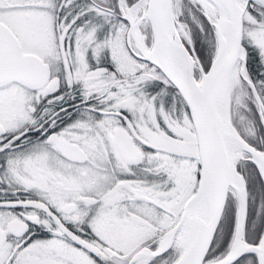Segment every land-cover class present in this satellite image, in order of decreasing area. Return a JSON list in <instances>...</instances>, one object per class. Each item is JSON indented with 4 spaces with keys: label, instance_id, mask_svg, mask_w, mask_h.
Masks as SVG:
<instances>
[{
    "label": "flooded vegetation",
    "instance_id": "obj_1",
    "mask_svg": "<svg viewBox=\"0 0 264 264\" xmlns=\"http://www.w3.org/2000/svg\"><path fill=\"white\" fill-rule=\"evenodd\" d=\"M257 5L249 1L244 14L261 22L264 32V5ZM118 9V0H0V23L13 31L24 53L37 57L39 63L33 68L40 71V79L31 83H41L34 88L17 81L0 85L2 115L12 96L11 86L25 93L15 120L0 118V257L6 258L2 264L32 256L49 243L84 253L94 264H172L180 255L177 234L189 197V180L183 178L182 168L188 160L195 163L192 194L201 165L186 103L156 66L134 53L131 38L128 62H116L107 47L96 54L97 60L91 48L86 55L89 63L85 56L84 64L78 60L77 30L115 15ZM122 20L126 40L129 23ZM105 24L96 39L107 41L110 31ZM49 27L52 34L44 36ZM143 28L150 45L147 22ZM246 52L264 57V49L260 54L254 48ZM139 61L148 65L141 68ZM148 66L165 80L154 79L145 70ZM44 70H48L46 78ZM256 115L261 119L264 112ZM259 125L247 133L237 129L264 152V127ZM189 133L195 138L193 153L188 152L190 143H184ZM31 163L38 164L40 171ZM236 168L246 187L243 237L258 245L264 235V176L246 152ZM60 172L76 178L63 194L54 185L55 180H64ZM239 216V201L231 190L205 263L221 260L230 250ZM178 224V232L164 244ZM160 245L161 253L153 255ZM258 258L264 255L246 252L229 264H259Z\"/></svg>",
    "mask_w": 264,
    "mask_h": 264
},
{
    "label": "water",
    "instance_id": "obj_2",
    "mask_svg": "<svg viewBox=\"0 0 264 264\" xmlns=\"http://www.w3.org/2000/svg\"><path fill=\"white\" fill-rule=\"evenodd\" d=\"M118 1L121 5L124 2V0ZM209 1L213 4L217 1L223 2L230 10L231 45L227 51L228 44L219 26L210 19L209 15H206L215 37V51L206 69L194 49L191 46L187 47L180 34L172 30V20H175L173 0H136L125 9L120 7L122 17L129 23L127 37L134 42L137 50L134 53L156 66L177 89L187 105L196 135L201 164L200 176L197 189L188 199L187 205L199 191L203 192L204 216L203 219H197L194 222L191 240L186 248L183 247L179 257L172 264H229L246 252L264 255V235L258 245L247 243L243 237L246 187L243 175L231 160L229 146L234 142L242 152L248 153L263 176L261 165H264V152L255 148L238 132L232 122L230 111L228 118L224 120L218 104L219 93L226 85L242 53L244 54L242 63L246 70V50L242 43L243 15L246 5L249 1L264 5V0H245L243 5L237 1ZM134 5H143L140 21L130 16V9ZM142 21L149 25L150 45L147 44L140 30L139 25ZM0 40L4 41L0 44V85L17 81L33 88L40 86V81L36 84L31 83L40 79V71L33 68L39 63L37 57L24 53L13 31L3 23H0ZM43 74L46 78L48 70H44ZM243 80L253 89L247 75ZM259 105H261L260 101ZM261 124L264 127V116H261ZM236 173L241 177L240 187L234 183ZM231 190L236 194L240 206V216L231 248L221 260L205 263L204 258L213 241ZM183 219L184 214L181 221ZM179 225H176L175 230ZM76 240L95 254L98 253L95 247ZM157 253L161 252L155 251L153 255ZM258 260L259 264H264V258H258Z\"/></svg>",
    "mask_w": 264,
    "mask_h": 264
},
{
    "label": "rangeland",
    "instance_id": "obj_3",
    "mask_svg": "<svg viewBox=\"0 0 264 264\" xmlns=\"http://www.w3.org/2000/svg\"><path fill=\"white\" fill-rule=\"evenodd\" d=\"M135 1L136 0H130V2L127 3L126 0H124L123 2L124 5L122 4V6L121 3L118 1V5H119V9L117 10L118 15H121L120 7L122 9H125L126 6H130ZM254 3H256V5L258 4L257 5L258 8H260L263 5L260 2H256V1H254ZM172 4H173V13L175 17V22L183 42L187 45V47L191 46L194 49L196 55L199 56V58L204 63H208L211 56L214 53L215 37L213 33V28L209 24L206 18V15L208 16V14L205 5L201 0H173ZM63 9L64 7L61 8V10ZM142 9H143V5H140L138 11L139 17L141 16ZM94 11H95L94 14L99 15L100 11L98 9H95ZM117 13L115 11L114 12L115 15H111L113 13L108 14L109 16L106 19L105 17L102 18L100 16L101 19L99 23H94V24L92 23L88 25L86 29L81 28V31L77 30L78 33L76 36L77 48L79 49V52L86 53L84 55L78 52L79 54L78 60H80L82 64L86 62V60H84V56L87 59L86 55L88 54L89 48H91L92 54L94 56L93 60H97L96 54H99L101 52L100 49H102V47L109 48L114 53L113 57L115 58V61L119 62V64L130 61L131 58H129L130 56L128 55L127 52L128 51L127 46H129L128 45L129 38L126 37L125 40L124 33L122 34L124 29L123 28L124 23L121 16L119 18L116 16ZM32 14H36V13L32 12ZM117 19H119V21ZM210 19L213 20V18L211 17ZM29 20H31V18H29ZM105 22L107 23V25H109L106 31H110V32H108L109 37L107 36L108 38L107 41H104L106 38L102 41L100 37L99 39H96L97 38L96 36L97 34L98 36H100V32H103L105 30V25H106ZM144 25H145V21H142L139 27L141 32L144 34L146 40V35L143 31ZM261 27H262L261 22L259 21L257 22L252 15L250 14L243 15L242 43L246 51H248L246 48L247 45H249L250 48L251 47L254 48L259 54H260V50L264 49V32L263 29H261ZM141 28H143V30ZM118 29L120 33L118 32ZM43 32H44V36L51 35L52 34L51 27H49V29L47 30V35H45L46 32L44 30ZM74 32H76V30H74ZM23 34H26V32L24 31ZM49 40H51V48L54 51V47H55L54 38L51 36ZM33 48L34 49L37 48L35 42ZM43 49H46V46H43ZM249 57H250L249 54H247L246 52V71H247L246 74L250 79V81L252 82L253 89L243 80L244 77L243 75H241L238 82L231 87V90L229 92L230 94H229V106H228L229 111L231 112V119L235 128L240 129L244 133L249 132V130H251L252 127L260 128L259 123L261 121L259 122V120L261 119L257 117L256 111H259V113L264 112V93H263L264 80L262 79L263 73L262 74L260 73L256 76V82H254L255 80L251 79L250 72L248 71ZM251 57L256 59V61H258L260 64V68L264 70V64L262 65V63L264 62V57L260 55H252ZM87 63H89V59H87ZM138 64L141 68L148 65L146 62H142V61H139ZM145 70L150 72L151 75L154 76L153 77L154 79L163 81L164 76H162L160 71H156V69L153 66H148L145 68ZM77 73H82V71H78ZM10 89L11 90L9 91L10 93L9 96L11 95L12 96L9 97L10 100L5 103L7 110L3 115L0 110V118L5 121L6 118H10V121L12 122L14 119V115L18 114L23 108L24 103H23L22 95L25 93L19 86L13 85L11 86ZM258 99L261 105H259ZM252 112H254L255 115ZM6 123L10 127V123L8 122ZM187 125L189 127L188 130L191 132L189 121ZM187 137L189 141H186L187 138L185 137L184 143H188V142L190 143V145L187 144L189 150L188 152L193 153L195 138L194 136L191 135V133H189ZM89 143L92 142L86 141V145L89 148L94 149L91 145H89ZM90 156L92 155L90 154ZM241 158L242 156L236 159L235 161L236 166ZM31 167L35 170L37 169L38 171H40L38 164L36 163H31ZM184 168L185 170H183L182 168V172L184 175L183 178L185 179V181L189 180L188 181L189 185L187 187V192H188L187 196L189 195L188 197L189 199L197 189L196 187L194 192L192 194H189V189L191 188V182L193 178L192 170L193 173L195 172L194 161L188 160ZM43 171L45 170L43 169ZM59 175H61V177L64 180L58 181L59 179H57L55 180L54 185L63 194L64 188L66 189L71 188L75 183L74 179L76 178L73 177L72 180L70 177L65 178L62 176L63 172H60ZM67 179L69 180V182L67 181ZM198 183H199V179H198ZM181 245L178 246V248L180 249L179 253H181L183 250V247ZM42 248L43 251L36 250L32 253V256L27 255L28 256L27 257L25 255L23 258L16 259L14 264H17L18 262L19 264H24V261L26 260H27L26 264H94V260L92 258L87 257L84 253L70 251V249L65 248L61 243L60 244L49 243L47 245L45 244ZM5 259L6 258L0 257V264H2Z\"/></svg>",
    "mask_w": 264,
    "mask_h": 264
},
{
    "label": "bare ground",
    "instance_id": "obj_4",
    "mask_svg": "<svg viewBox=\"0 0 264 264\" xmlns=\"http://www.w3.org/2000/svg\"><path fill=\"white\" fill-rule=\"evenodd\" d=\"M201 1L203 2V4L206 7L207 14L211 18H213V22H215L219 26L223 36L225 37L227 44H228V46H227V51H228L230 49V45H231L230 44V21H231L230 10L228 9L227 5L223 4V2H220V1H217L214 4L209 0H201ZM226 1H237L240 5H243L245 0H226ZM139 8H140V6L134 5L130 9L131 18L136 19L137 21L140 19L139 15H138ZM172 30H173V32L179 33L178 32L179 30L177 28V25H176V22L174 19L172 20ZM243 58H244V54L242 53L241 58L239 59L237 65L235 66V68L233 69L231 74L229 75V78L226 82V85L220 91L219 96H218V104H219V107L221 108V114H222V117L224 118V120H226L228 118V115H229L228 106H229V94H230L229 92L231 90V87L238 82L241 75H243V77H245L247 75L245 67L242 63ZM200 61H201V59H200ZM203 67L206 69L205 66H203ZM229 151H230L231 158H232L231 160L233 161V163L235 165L236 159L239 158L240 156H242L243 152L237 147V145H235L234 142H232L230 144ZM261 167H262L263 173H264V165L263 166L261 165ZM234 176H235L234 177L235 185L237 184V186L240 187L241 186V181H240L241 177L238 176L237 173H236V175L234 174ZM204 209H205V203H204L203 192L199 191V193L189 202L186 218L184 220V223H183L179 233L177 234L178 235L177 238L184 248L187 247L189 241L191 240L194 222L197 219H200V220L203 219ZM176 232H178V230H175V227L173 229H171L167 233V242H165L164 244H168V242L170 241L169 239ZM162 245H160L161 247H159L156 251H160L162 249ZM143 260H144V258H143Z\"/></svg>",
    "mask_w": 264,
    "mask_h": 264
},
{
    "label": "trees",
    "instance_id": "obj_5",
    "mask_svg": "<svg viewBox=\"0 0 264 264\" xmlns=\"http://www.w3.org/2000/svg\"><path fill=\"white\" fill-rule=\"evenodd\" d=\"M246 48H247V50L250 52V49H252V47L250 48L249 47V45H247L246 46ZM214 51H215V49H214ZM213 56V55H212ZM212 56H211V58H212ZM249 56H250V60H249V63H248V71L250 72V76H251V79L252 80H255L254 82H256V76L258 75V74H260V73H263V76H262V79H264V72H263V70L260 68V64H259V62L258 61H254V58L252 57V59H251V55L249 54ZM210 58V59H211ZM210 61V60H209ZM201 63H202V65L203 66H205L206 68H207V66H208V64H209V62L208 63H204L202 60H201ZM262 70V71H261ZM170 85L172 86V88L173 89H175L174 88V86L170 83ZM177 93V92H176ZM178 94V93H177Z\"/></svg>",
    "mask_w": 264,
    "mask_h": 264
}]
</instances>
